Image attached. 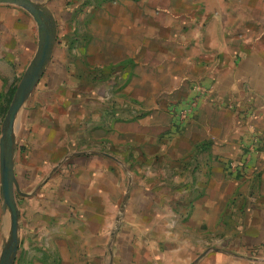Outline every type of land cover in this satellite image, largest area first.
Segmentation results:
<instances>
[{
	"label": "crops",
	"instance_id": "obj_1",
	"mask_svg": "<svg viewBox=\"0 0 264 264\" xmlns=\"http://www.w3.org/2000/svg\"><path fill=\"white\" fill-rule=\"evenodd\" d=\"M198 7L196 3L192 6L193 9ZM178 9L177 5L165 3L164 0H118L96 10L91 24L90 47L94 79L90 86L91 103L95 107L92 121L96 123L92 133L96 148L92 154L80 151L61 157L68 149L67 138L62 139L58 136L60 131L48 125L49 115L55 118L56 115L48 112L41 116L44 119L37 115L29 121L31 132L25 146L27 149L21 164H15V176L18 184L23 188L26 186L27 191L39 183L43 168H52L44 184L36 189L29 202L35 212L29 216L27 223H30V229L31 224L38 227L37 230L41 229L51 247L57 248L59 264H84V251L88 250L91 251L86 255L100 259L101 241L107 235L110 237L112 230V246L116 248L110 254L112 264H264V172H261V192L255 193V203L251 205L253 221L246 225V229L239 226L236 232L241 228L240 232L246 234L237 235L234 241L229 242V246L236 249H255V259L216 251L213 254L204 252L196 255L195 250L203 245L195 243L206 244L205 238L199 239L197 233L201 232V228L211 231L209 227L217 217L213 201L216 198L221 200V194L219 198L215 193L219 184L210 171L233 157L255 161V154L252 155L255 147L249 148V142L227 131L231 128L241 130L242 118L238 123L235 114L219 103L230 97L228 101L242 105L247 100L248 90L255 96V65H239L232 69L214 63V53L208 49L202 28L193 29L191 20L180 17ZM202 18L200 16L194 22L197 27L206 25L207 22ZM54 69L55 66L48 63L41 78L54 75ZM105 70L108 79L103 81ZM55 85V82H50L45 88L54 89ZM195 86H201L206 93L200 98L193 117L188 119L190 127L186 132L192 136L203 133L205 138L213 135L219 143L208 145L203 149L205 157L190 166L197 173L188 174L191 177L188 191L182 189L175 192L173 189L171 193L146 192L145 197L140 194L134 198L140 201V209L131 208L134 200L127 195L123 197L117 213L126 169L132 168L124 163L125 157L136 152V147L144 155L160 152L166 155L163 158L170 154L173 157L178 148L166 146L168 143L165 138L174 136L178 120L171 112L173 106L170 110L168 106L179 99L180 93L188 92L187 97L174 104V107L185 103L194 95ZM36 90H33L29 99ZM106 91L108 97H105ZM118 114L121 119H117ZM17 120L15 143L22 134V130L17 132ZM48 127L54 130L49 129L48 132ZM161 136L166 142L164 145L160 142ZM202 136L198 138L202 139ZM22 146L23 142H18L19 152ZM261 158L264 160V155ZM55 160L59 163L51 166ZM263 160L259 159L255 163L261 170L264 169ZM14 162L17 163L15 156ZM161 163L153 161L140 165L141 168L160 169ZM179 164L170 160L165 166L179 170ZM27 170H30L29 174ZM155 174L157 182L163 179L161 174ZM26 175L27 182L24 181ZM183 182L182 179L172 178L175 185ZM148 198L157 201L168 199L174 205L172 209L155 212L154 219L150 220L148 212H141L145 208L142 202L147 203ZM17 209L20 239L21 219L24 222L25 219L21 218L18 206ZM119 215L123 219L116 225ZM165 216L174 218L177 226L172 228ZM183 218L187 220L182 222ZM183 224L188 227L190 236L184 241L176 240V230ZM116 230L118 233L114 236ZM32 264L50 262L37 258Z\"/></svg>",
	"mask_w": 264,
	"mask_h": 264
},
{
	"label": "rangeland",
	"instance_id": "obj_2",
	"mask_svg": "<svg viewBox=\"0 0 264 264\" xmlns=\"http://www.w3.org/2000/svg\"><path fill=\"white\" fill-rule=\"evenodd\" d=\"M32 1L34 4L44 5L51 13L55 29V45L49 64H53L56 69L53 71L55 72L54 75L44 76L41 78L42 81L40 79L41 83H38L35 87L37 90L34 88L36 92L33 93L34 95H32L31 99L27 100L18 114L17 132L22 130L18 142H23L24 147L22 146L19 152V148H17L18 142L15 143L17 148H15V160H17V163L14 162V167L15 164H21L25 150L27 149L25 146L31 132L30 119H33L37 115L41 117L44 113L48 112L56 115V118L49 115V127L51 125L54 126L57 132L60 131L58 136H61L62 139L64 137L67 138L66 146L68 149L65 150V153L61 154V157H67L73 152L80 151L93 153L96 147L92 142V133L96 123L92 121L95 107L91 103L90 89L91 83L94 80L92 77L93 60L90 53L92 40L91 24L96 16V10L107 3L118 0ZM131 1L137 2L139 0ZM164 1L165 3L171 2V4L177 5L179 7V16H184L186 20H191V27L193 29L201 30L202 28V33L205 34L206 41H208V49L214 53V63L228 68L231 67L232 69L239 65H255V96L251 90H248L247 100L242 105L231 103L228 101L230 97L219 101L223 108L235 114L234 118H236L238 123H240V119L242 118L243 128L241 130L237 131L231 128L227 131L233 132V134L241 136L239 137L241 140L249 142V148L255 147L252 154H255V161L252 159L248 160L247 158L239 159L233 157L232 159L224 160L225 162H222L218 168L209 170L211 176L219 184L216 186L215 193L219 198L221 194V200H217L216 198L213 201L217 217L212 226L209 227L211 231H204L201 228V232L197 233L199 239L205 238V241H203L206 244L195 243L203 245L195 250L196 255L204 252L213 254L216 251L217 253L229 256L234 253L242 254L255 259V249L240 250L229 245L231 243L230 240L234 241L237 235L242 236L246 234L240 232V229L243 227L246 229V225L251 224V221H253L254 216L253 212H251V205L255 203V193L261 192L262 188L261 172H264V169H259L255 163L259 159L263 160L261 155H264V0ZM195 3L199 7L193 9L192 6ZM190 16L191 18L188 19ZM200 16L207 23L202 27H197L194 22ZM38 42V26L33 17L16 6L0 4V129L3 121H6L8 109L14 98L16 88L34 58ZM107 79L108 73L105 70L102 80L106 81ZM238 81L240 82V79ZM50 82H55L56 88H45ZM244 85L247 86L246 83ZM105 93V97H108V91ZM187 93H180L179 99L169 105L168 110L172 106L174 107V104H178V102L185 99ZM40 97L42 98L41 101H39ZM43 99H45L44 102ZM240 106L242 107L241 110H239ZM100 113L102 114V110H100ZM229 114L226 113V115ZM50 118L52 119L51 121ZM41 119H44V117H41ZM117 119H121L119 114L117 115ZM20 121L23 122L21 125H19ZM177 123L178 125H173L176 127L174 136L165 138L168 143L166 146L178 148L173 157L170 154L171 156L168 155L163 158L162 156H166L165 154L154 152L153 154H145L147 159L139 151V147H136V152H131L125 157L124 163L126 166L130 165L132 168L126 169V176L123 179L124 187L123 189L121 187L119 199L117 195L118 201L121 199L119 206L117 205V213L122 205L123 197L127 195L134 200L131 208L140 209V201H135L134 199L138 198L140 194L145 197L146 192L155 194L164 191L165 193H171L173 189L175 192L182 189L188 191V180L191 178L189 176L193 175L195 171L197 173V170H192L190 166H192L193 162L202 160L205 157L203 149H206L208 145H217L215 142L219 143V141L213 135L205 138L202 136L203 133L194 136L187 133L186 130L190 127L189 120L186 122L178 120ZM49 127L48 132L49 129L54 130ZM2 133L3 131L0 133V139ZM100 135L102 139V133ZM199 136H202V139L198 138ZM159 139L161 144L164 145L166 143L162 136ZM132 143H135V141H132ZM134 145H137V143ZM238 156L241 157L240 154ZM170 160L180 163L179 170L169 169L165 166V163H170ZM153 161H162L161 168H141V165H145V162L149 164L150 162L153 163ZM58 163V160H55L51 163V166H55ZM140 163L142 164L140 165ZM29 171L27 170L28 174ZM50 172H52V168L48 166L47 168H43L38 179L39 183L32 186L30 190L26 191V186L23 188L19 185L21 192L26 195H17L16 205L21 210V218H24L25 222L21 219L18 252L16 253L14 264H32V261L37 260V258L49 261L50 264H59L57 248L51 247V243L46 241L47 236L42 234L41 229L37 230L38 227H35L33 224H31L30 229V223H27L29 216L35 212L29 202L32 196L35 195L36 189L41 188L44 184L43 182L47 179V175H50ZM155 173L161 174L163 179L157 182L158 177H156ZM188 174L190 175L188 176ZM172 178L182 179L184 180L183 184H185L175 185L172 183ZM222 178L225 179L221 181ZM27 180L28 176L26 175L24 181L27 182ZM2 203L3 197L0 192V258L5 246L10 242L11 233L10 212L7 209L2 211ZM144 204L145 208H142L141 212H148L149 219L151 220L154 219L153 214L155 212L163 209H172L174 202L168 199L157 201L156 199L148 198L147 203L146 201L142 202V205ZM176 206L181 207V205ZM167 213L165 212V214ZM121 218V215L117 217L116 225L119 224ZM165 219L169 221L172 228H175L178 224L170 216H165ZM186 220V218H183L181 221L184 222ZM239 226L241 228L238 230L239 232H236ZM117 230L114 236L118 233ZM176 232L178 233L175 237L176 240L184 241L190 236L188 227L184 224L179 226ZM111 233L110 237L107 235L101 241L100 259H96V256L92 258L91 255H86L91 250L84 251V264H112L110 262V254L115 252L116 248L114 245L112 246L111 240L113 238H111ZM156 264L159 263L156 262Z\"/></svg>",
	"mask_w": 264,
	"mask_h": 264
},
{
	"label": "water",
	"instance_id": "obj_3",
	"mask_svg": "<svg viewBox=\"0 0 264 264\" xmlns=\"http://www.w3.org/2000/svg\"><path fill=\"white\" fill-rule=\"evenodd\" d=\"M0 4L12 5L30 14L38 26V46L34 58L30 62L24 76L21 78L14 98L6 116V128L0 139V192L3 197L2 209L10 212L11 233L10 242L5 246L0 264H14L18 252V223L19 214L16 196H25L17 182L14 170L15 123L21 109L29 99L36 85L39 83L45 67L51 60L55 45V32L51 13L44 5L34 4L32 0H0ZM50 23V27L47 24Z\"/></svg>",
	"mask_w": 264,
	"mask_h": 264
},
{
	"label": "built area",
	"instance_id": "obj_4",
	"mask_svg": "<svg viewBox=\"0 0 264 264\" xmlns=\"http://www.w3.org/2000/svg\"><path fill=\"white\" fill-rule=\"evenodd\" d=\"M205 91L206 90L201 86H195L193 88L194 95L189 100L172 108L171 112L174 117L181 122H186L190 119L196 112L199 106L200 98L205 95Z\"/></svg>",
	"mask_w": 264,
	"mask_h": 264
},
{
	"label": "trees",
	"instance_id": "obj_5",
	"mask_svg": "<svg viewBox=\"0 0 264 264\" xmlns=\"http://www.w3.org/2000/svg\"><path fill=\"white\" fill-rule=\"evenodd\" d=\"M6 126H7L6 121H3L2 127L0 129V133H1V131L5 130Z\"/></svg>",
	"mask_w": 264,
	"mask_h": 264
},
{
	"label": "flooded vegetation",
	"instance_id": "obj_6",
	"mask_svg": "<svg viewBox=\"0 0 264 264\" xmlns=\"http://www.w3.org/2000/svg\"><path fill=\"white\" fill-rule=\"evenodd\" d=\"M48 25V27H50V23L49 24H47Z\"/></svg>",
	"mask_w": 264,
	"mask_h": 264
}]
</instances>
